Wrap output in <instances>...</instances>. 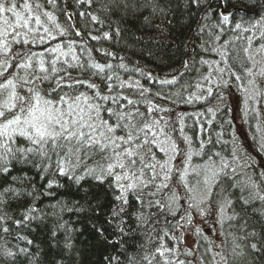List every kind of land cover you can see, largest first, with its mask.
Instances as JSON below:
<instances>
[{
    "label": "trees",
    "instance_id": "16d2710c",
    "mask_svg": "<svg viewBox=\"0 0 264 264\" xmlns=\"http://www.w3.org/2000/svg\"><path fill=\"white\" fill-rule=\"evenodd\" d=\"M31 2L34 7L37 0ZM17 3L22 5L24 0ZM39 3L43 8L34 7V11L53 12L57 22L67 29V34L58 38L59 42L75 41L76 54L82 59L86 57L81 47L91 49L90 55L96 62L113 65L108 74L118 75L120 80L134 85L114 91L136 101L146 123L156 131L155 137L149 135L150 140L157 139L156 143L145 145L141 152L147 162L157 164L155 183H160L159 176L166 171L159 167L165 161L171 166V178L167 181L168 188L157 192L155 197H143L142 208L130 196L133 207L128 211L139 210L143 220L122 214L125 234L105 225V239L93 225L104 223V216L118 205L114 200L118 193L91 179L77 185L58 175L54 179L59 187L47 189L52 176L42 180L36 169L17 165L8 177L0 176V191L11 186L19 193L5 194L0 203V217H3L0 264H147L143 257L151 258L161 243L175 249L174 254L166 253V256L176 264L179 261L202 264L201 257L203 264H209L212 253L223 255L227 264H264V199H260L264 197L261 187L264 181L261 184L259 179L254 181L259 169L256 156L264 155L254 139V128L262 119L256 117L258 114H245L246 138L255 148L249 153L254 159L249 154H245V159V150L230 122L229 104L234 93H244L247 88L253 90L258 100L264 101V0H200L198 4L193 0H127L128 7L121 6L118 10L112 0H92L91 6L78 5L76 0H56L55 7L47 0ZM220 8L233 10L227 21ZM80 12L85 16L81 17ZM88 13L96 15L102 23H93ZM73 24L81 36L75 35ZM89 32L93 36L109 32L111 38L92 40ZM121 63L124 68L118 67ZM142 90L147 91L141 95ZM178 91L181 94L174 95ZM257 99L247 100L252 111L258 105ZM187 127L193 130L187 133ZM198 131L201 133L197 134ZM181 137H187L190 143L185 149ZM173 142L179 150L175 154L171 150ZM160 147L165 151H160ZM153 154L155 160L151 159ZM189 155L197 156L200 167L205 162L211 168H220L216 171L219 175L211 179V187L203 195L205 208L216 213L214 232L211 233L209 222L205 231L197 233L191 256L184 254L187 249L177 239L181 210H177L178 201H191L189 197L186 200L178 197L173 205L175 216L169 214L167 207L160 211L147 206L149 199H158L167 205L172 186L178 184L184 169L189 172L188 185L191 182L197 186L199 169L195 158L188 160ZM97 162H102L99 157L86 161L89 166ZM13 176L18 179L13 181ZM148 191L155 189H145ZM31 206L37 208L34 215L38 218L27 226H17L15 221L22 220ZM97 209L100 216L96 215ZM28 240L32 243L28 244ZM253 243L258 250L250 247ZM66 244L71 247H65ZM209 248L212 253L207 252ZM20 249H27V253ZM9 251L16 254L15 258L5 255ZM216 260L224 264L220 256ZM152 264H163L162 258L157 255Z\"/></svg>",
    "mask_w": 264,
    "mask_h": 264
},
{
    "label": "snow or ice",
    "instance_id": "6c2138e0",
    "mask_svg": "<svg viewBox=\"0 0 264 264\" xmlns=\"http://www.w3.org/2000/svg\"><path fill=\"white\" fill-rule=\"evenodd\" d=\"M47 3L55 7L56 0H47ZM76 3L91 6L92 0H76ZM112 3L117 10L121 6L125 9L128 7L127 0H112ZM193 3L198 4L200 0H193ZM34 7L42 9L43 5L37 0ZM34 7L31 0H24L22 5H18L17 0H0V176L6 178L17 165H25L36 169L42 180L48 176L53 177L48 179L47 189L59 187L54 179L57 175L67 177L77 185L86 179L95 181L97 185H107L118 193L114 195L118 205L104 216L103 224H94L93 227L105 239V225L114 227L124 235L125 221L122 214L135 215L138 221L143 220L139 210L128 211L133 207L129 197L142 208L145 205V195L155 197L157 192L168 188L171 166L168 161L159 165L166 171L159 176L160 183H155L158 179L157 164L147 162L141 152L145 145L156 143L155 139H149V135L156 136V131L153 125L146 123L136 101L122 95L120 91H114L132 88L134 85L120 80L118 75L108 74L113 65L96 62L90 55L91 49L81 47L80 51L86 57L82 59L76 54L75 41L66 44L59 42L58 38L65 36L67 29L57 22L53 12L34 11ZM5 14H10V17ZM79 15L84 17L85 13L80 12ZM88 15L93 23H102L96 15ZM227 19L228 16L225 15L224 20ZM71 27L75 35L81 36V31L74 24ZM236 27L239 28L240 25L237 24ZM116 31L119 34V29ZM88 35L92 40L111 38L109 32H104L102 36H93L90 32ZM53 41L58 42L53 46ZM14 45L20 47L14 48ZM37 48L40 50H34ZM118 67L124 68L125 65L121 63ZM74 72L76 75H73ZM170 82L175 81H163ZM143 91L147 90H142L141 95ZM185 140L188 138L185 137ZM259 147L264 152V143ZM159 150L165 151L164 147ZM171 150L174 154L179 151L174 142ZM96 157L102 162H97L95 166L86 163ZM187 158L190 159V155ZM151 159L155 160L154 154ZM224 167L228 165L225 164ZM218 175L219 173L213 172V179ZM261 176L264 177V173ZM17 179L12 177L13 181ZM145 189L155 191L146 193ZM7 193L19 194L11 186L4 188L0 191V203H3V197ZM208 196H211L210 190ZM189 198L195 199L191 196ZM177 200L178 196L173 192L167 205L158 199H149L147 206L160 211L167 207L169 214L175 216L173 205ZM188 206L199 207V204ZM37 211L35 206L29 207L24 212L23 219L15 221V224L27 226L38 218L34 215ZM96 215H101L98 209ZM186 223H192L190 214H187ZM3 230L8 231L7 228ZM199 231L197 229V233ZM177 239L182 242V238ZM27 243L31 244L32 241L28 240ZM65 247L70 248L71 245L66 244ZM250 247L254 251L258 250L256 243ZM20 252L26 254L27 249H20ZM207 252L212 253L211 248ZM166 253L174 254L175 249L161 243L151 258L144 256L143 259L147 264H152L158 255L163 264H176L168 259ZM184 254L191 256L193 253L187 250ZM5 255L15 258L16 254L9 251ZM217 256L227 264L226 258L220 253H212L209 264H219ZM201 261L203 264V257ZM178 264L185 262L179 261Z\"/></svg>",
    "mask_w": 264,
    "mask_h": 264
},
{
    "label": "rangeland",
    "instance_id": "374dc122",
    "mask_svg": "<svg viewBox=\"0 0 264 264\" xmlns=\"http://www.w3.org/2000/svg\"><path fill=\"white\" fill-rule=\"evenodd\" d=\"M224 97L226 100L229 99L228 95H224ZM252 97L253 99H257L253 93V90L251 88H247L244 93L242 92L240 94L234 93L233 97L229 99V104L232 108L231 109L232 116H230L231 117L230 122L234 127L235 136L239 137L237 141L239 142L241 148L248 152L246 153L244 151L243 157L245 159H247L245 154H249L253 152V150H255L252 144L248 142V138H246V124H245L246 113L249 112L253 115L258 114L256 115V117L262 119V121H259L257 124H255L256 126L254 130L256 132L254 131L255 134L254 139L258 143V148H260L259 147L260 144L264 143V112L262 113V111H264V101L263 100L260 101L257 99L259 102L258 105H254L255 108L253 109L254 111L253 112L248 105V101ZM191 120L193 121L194 117H191ZM198 120L204 121V119L201 118H199ZM192 130L193 128L190 129L187 127V133H190ZM189 144L190 143L188 140L186 141L185 138L181 137V145H183V147L184 146L187 147ZM180 149L182 148L180 147ZM262 156L263 157L261 158L256 156L255 159L256 160L255 163L257 167H259V169L256 168L258 173L256 174V178L254 181H257V179H259L260 184L261 181H264V177L261 176V173H264V155ZM191 157L193 159L197 158L196 155L195 157L193 155ZM250 157L254 159L251 155ZM196 163L199 169V175L197 174L196 176L197 186H195L193 183L191 184V182H189L188 185L187 177L189 175V172L186 171L185 169L181 173V175L183 174V179H181L180 177V181L178 182V184L172 186L173 192H175L177 196L180 197L181 199L186 200L187 196L188 197L191 196L195 198L194 200L189 198L191 201H178V206H177L178 207L177 210L181 208L178 218V238H182V242L181 239L178 240L180 241L182 248L191 251H193L195 247L197 229L200 230L199 232L205 231L206 230L205 227L207 223L211 222V233L214 232V229L212 227L215 221L213 220V218L216 217V213H214L212 210L210 211L208 208H205L204 205L205 197H203V195L205 191L210 189L211 187V179H213V172H216L217 170L220 169L219 166H215L211 168L209 164L205 162H202L200 167V162L197 159H196ZM241 165H243V162H241ZM205 181H207V184H205ZM193 186H195L196 190L194 189ZM261 187L264 188V184H261ZM201 201H203V203H200ZM197 203L199 204V207L189 208L188 206L189 204H197ZM201 210H203V214H201ZM187 214H190L192 218V223L190 225L186 223ZM181 217H185V219H181ZM179 225H184V226L179 227Z\"/></svg>",
    "mask_w": 264,
    "mask_h": 264
},
{
    "label": "bare ground",
    "instance_id": "6f19581e",
    "mask_svg": "<svg viewBox=\"0 0 264 264\" xmlns=\"http://www.w3.org/2000/svg\"><path fill=\"white\" fill-rule=\"evenodd\" d=\"M180 94H181V93H180L179 91L174 93V95H176V96H178V95H180ZM179 98H183V97H179ZM200 133H201V132H199V131L197 132V134H200Z\"/></svg>",
    "mask_w": 264,
    "mask_h": 264
}]
</instances>
